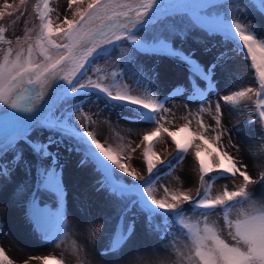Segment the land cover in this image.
<instances>
[{
  "label": "snow or ice",
  "instance_id": "6c2138e0",
  "mask_svg": "<svg viewBox=\"0 0 264 264\" xmlns=\"http://www.w3.org/2000/svg\"><path fill=\"white\" fill-rule=\"evenodd\" d=\"M24 4L25 0H19V5ZM19 5L4 0L0 17L5 12L12 16L19 10ZM241 7L246 8L248 13L238 18ZM68 9L72 10L71 18L65 15L61 23L54 24L51 19L54 9L50 7V0H37L34 10L39 25L35 37L25 34L26 48L18 37L16 49H0V114L11 116L13 122L21 114H27L31 119L29 126L22 130V135L14 130L0 144V158L10 157L9 164H0V179L11 177L21 165L25 166L26 173H31V163L25 160L22 152L17 151L18 142L26 143L38 161L36 193L43 190L52 194L56 201L50 208L46 204L41 206L36 194L27 200V215L35 230L43 239H51L53 243L66 234L63 211L65 192L62 174L57 170L59 152L51 151V147L62 146L68 141L67 150L81 156V166H89L96 171L100 177V189L123 204L121 222L109 242V252L122 249L134 232V224L125 226V217L142 214L149 228L158 218L164 219L165 228L170 226L169 222L176 226L178 237L173 238L172 232H165L166 240L172 238L171 249L176 257L171 264H264V193L262 198L257 199L256 189L250 187L264 185V171L254 179L247 171V164L238 162L228 151L220 150L223 148L221 138L227 130L217 131L222 116L219 102L215 104L213 116L214 135L211 138L204 135L210 125L204 124L202 118H198L200 131L189 132L193 140L202 141L196 145L197 149L204 145L211 147L209 139L218 145L208 153L219 158L216 160L214 157L215 169L212 163L206 164L200 159L201 152L197 151L201 187L197 189L196 196L179 190L169 194L167 188L163 198L157 199L154 195L152 177L158 169L152 159L156 156L152 150L153 138L161 132L167 133L178 152H187L191 141L181 144L175 139L177 133L160 123L165 117L160 115L157 118L158 114L169 109L156 94L155 82L159 73L156 68H142L133 59L146 54L179 60L187 68L192 93L203 103L208 89L201 88L198 81L213 86L217 70H227L228 61L232 58L230 53L244 54L255 70L258 89L250 87L235 91L221 99L230 105H237L249 93H254L258 114L256 122L264 126V34L256 25L246 22L247 14L253 11L264 14V0H68ZM150 29V34L146 36ZM193 31H202L207 37L219 36L225 45L232 47L220 52L205 68L195 58L194 52L186 54L175 46L177 39L184 42ZM5 32V27L0 26V44L11 45L12 41L5 38ZM121 43H126L131 49L120 58L127 67L122 73L113 72L112 75L121 79L131 76L142 90V95L130 94L126 85L120 88L115 81L105 85L101 83L103 77L97 81L89 77L87 82H82L88 68ZM112 87H116L115 93ZM81 94L85 97L96 95L98 99L102 97L115 107H128L134 119L156 124L153 131L143 136L147 178L138 177L130 171L121 163L122 157L114 154L111 147L105 148L92 131H81L76 126L73 117L79 111L77 101ZM49 100L52 103L45 107ZM64 104H68L70 110L57 116L56 112ZM199 111L211 113L212 109L201 108ZM189 123L183 124L179 131H188ZM36 129L52 134L46 142H34L29 133ZM163 163L160 161L161 165ZM215 170H219L218 178L235 179L239 176L242 182L235 190L230 191L225 186L212 196L213 178L209 174ZM120 174L131 177V181H125ZM137 180L142 183H137ZM186 204L192 208V217L187 215ZM219 219L223 220V228L227 229L232 243L222 235V229L218 227ZM53 221L56 224L54 233L49 227ZM100 231V228L96 229V232ZM177 238L184 239L183 249L177 245ZM30 259L40 260L43 264H63L55 256ZM0 264H12L3 248H0Z\"/></svg>",
  "mask_w": 264,
  "mask_h": 264
},
{
  "label": "rangeland",
  "instance_id": "374dc122",
  "mask_svg": "<svg viewBox=\"0 0 264 264\" xmlns=\"http://www.w3.org/2000/svg\"><path fill=\"white\" fill-rule=\"evenodd\" d=\"M3 3L4 0H0V7ZM8 3L19 5V0H8ZM36 3L37 0H25V4L19 5V10L12 16L5 12V15L0 17V26L6 29L5 38L12 41L11 45L0 44V49L8 47L16 49L18 37L21 38L20 43L26 48L27 44L24 43L25 34L35 37L39 25L34 10ZM50 7L54 9L51 13L54 24L61 23L65 15L71 18L72 10L68 9V0H50ZM246 13H248V10L241 7L237 17L244 16ZM246 22L256 25L257 29L264 34V14L253 11L247 14ZM150 32L151 29L145 35H149ZM175 46L181 48L186 54L194 52L195 58L200 60L205 68H207L208 62H211L220 52L232 47L230 44L225 45L219 36L207 37L202 31L191 32L184 42L177 39ZM206 48L209 50L205 51ZM129 51L131 49L126 43H121L114 50L110 49L107 56L98 58L88 68L82 82H87L89 77L93 81L103 77L101 83L105 85H111L115 81L116 86L120 88L126 85L130 94L142 95V90L138 88L135 79L131 76L121 79L112 75L113 72L122 73L127 67L124 60L120 58L124 56L125 52ZM230 55L232 58L228 61L227 70H217L213 77V86H209L204 81H198L201 88L208 89L207 98L203 103L200 102L197 95L192 93L187 68L179 60L146 54L133 57L142 68H156L159 73L155 82L156 94L164 106L169 109L166 113L161 112L158 114L157 118L160 115L165 117L160 123L169 131L176 132L175 139L179 140L181 144L191 141V146L188 147L187 152H178L173 139L167 133L161 132L153 138L152 150L156 155H159L160 151L166 150V147L168 149L174 148L168 158L162 155L158 161L155 156L152 157L158 169L152 177L154 195L157 199L166 195L165 188L169 190V194L172 191H182L185 188L180 180L188 163H190V173L198 180L199 188L201 187L199 160L195 155L197 151L201 152L200 159H203L206 164L212 163L215 169V154L210 156L208 153L211 152V148H217L218 145L213 144L209 139L211 147L204 145L203 148L197 149L196 145L201 144L202 141L193 140L189 136V132L200 131L198 118H202L204 124L210 125L204 133L206 137L210 138L211 135H214L211 126L214 122L215 104L217 102L221 104L222 113L229 107L221 97L250 87L258 89L259 85L255 70L250 67V59H245L244 54L230 53ZM111 90L115 93L116 87H112ZM255 100L254 93H249L246 98L240 101L242 103L238 105L236 114L234 115V112L231 111L234 115L232 116L233 120L231 117L233 125L240 126L235 130L242 133L244 128L249 129L245 132V136L242 135L243 143L240 141H232L231 143L222 136L221 144L223 148L220 150H227L238 162H243L248 166L247 161L250 159L264 166V126L256 122L258 114L255 111ZM50 103H52L51 100L47 101L45 107ZM77 103L80 104V108L73 117L76 126L81 131H92L105 148L111 147L114 154L122 157L121 163L128 167L130 171H134L138 177L147 178L149 174L143 161L145 146L143 136L153 131L156 124L138 121L133 118V114L128 107H115L111 102L106 103L102 97L98 99L96 95L85 97L81 94ZM209 107L212 109L211 113L199 111L201 108ZM69 110V105L64 104L63 108L56 112V115H64ZM242 114L245 117L243 124L238 123L235 117L242 116ZM76 116L79 119H75ZM189 121V130L180 132L179 128ZM30 123L31 120L23 125L2 129L0 131V144L14 130L17 131V134L22 135V130L27 128ZM51 134L43 129H36L29 133L34 142H46ZM18 144L17 151L22 152L25 160L32 165L31 173H26L25 166L21 165L12 173L11 177L0 179V218L6 215L8 220L7 224L0 226V248L4 249L5 255L12 261V264H26L31 260L30 257L36 256H55L63 261V264H157L161 261L163 264H171L176 259L171 249L172 238L165 239L166 231L172 232L173 238L179 236V233L175 230L176 226L169 222L170 226L165 228L164 219L158 218L153 220V226L149 228L146 224V218L142 214H129L125 217V226L134 224V232L122 249L115 253L108 251L109 242L116 232L110 229V225L116 214H118L119 219L121 218L123 204L110 196L107 191L100 189L98 185L100 177L92 167L81 166V156L76 152L67 150L68 141H65L62 146L52 145L51 147V151L59 152V167L57 170L62 174L65 192L63 211L66 220V234L55 243L51 242V239H43L28 218L27 200L31 199L32 194H36L41 201V206L46 204L50 208H53L56 201L54 196L48 192L41 190L36 193L38 161L28 144L20 142ZM204 149H207V151ZM241 153L248 156L245 157L246 160L243 159ZM215 159L218 160L219 158L215 157ZM135 160H139V162ZM160 161L164 162L163 165L160 164ZM9 162L10 157L0 158V164L7 165ZM45 163L47 164L49 161H45ZM136 163H139L140 166H137ZM224 163L227 164V161H224ZM136 166L140 167V171L136 169ZM218 171L215 170L209 174L213 178L211 180L213 184L212 196L222 191L225 186L230 191L235 190L242 182V178L239 176L235 179L218 178ZM261 171H264V168ZM260 172L253 171L252 174L250 172L249 174L257 179ZM120 175L123 176L125 181H131L132 179L124 174ZM207 179L208 177H206ZM136 182L142 183L140 180ZM258 186L264 187L260 184ZM260 189L262 192L259 190H256V192L261 195L264 193V188ZM184 207L187 215L192 217L191 206L186 204ZM22 226H26L27 231H31V233L23 231ZM49 227L54 233L55 222L53 221ZM218 227L222 229L224 238L232 243L227 235V229L223 228L222 219L218 220ZM97 228H100L101 231L96 232ZM176 243L183 249L184 239L177 238ZM10 245L15 246L16 249L9 251ZM41 264H43L42 261Z\"/></svg>",
  "mask_w": 264,
  "mask_h": 264
},
{
  "label": "bare ground",
  "instance_id": "6f19581e",
  "mask_svg": "<svg viewBox=\"0 0 264 264\" xmlns=\"http://www.w3.org/2000/svg\"><path fill=\"white\" fill-rule=\"evenodd\" d=\"M241 103L242 102H240L237 105H230L229 103H227L229 105V107L222 113V116H221V125H220V128L217 129V131L227 130V133L225 135H223V136L228 141H230L231 143H232V141H240V142L243 143V137H242V135L245 136V134H246L245 132L247 130H249L248 128H244V132L240 133L239 131L235 130V128L240 127V126L233 125V121H232L233 120V117L232 116H234L236 114L237 107ZM231 111L234 112V115H233V113ZM231 117H232V120H231ZM235 117H236L238 123L243 124V122L245 121V117H244L243 114H242V116H235ZM29 120H31V119L28 117L27 114H21L15 120V122H13V119H12L11 116H5L3 114H0V131L2 129H4V128H9L10 126L23 125L26 122H28ZM213 128H215V121L213 122V126H211V129H213ZM238 134L241 135V136H239ZM211 137H212V135H211ZM173 149L174 148L168 149V147H166V150L160 151L159 155H156L155 156V159L159 161V159L161 158L162 155H165L166 158H168L171 155V153L173 152ZM241 155L243 156V159L244 160H246L245 157H248L246 154H242L241 153ZM250 160L247 161L248 164H249L247 171H249L251 174H252L253 171L260 172V170L264 168V166L263 165H260V163L254 162L252 159H250ZM135 161L136 162H139V160H135ZM136 164H138L137 166H140L139 163H136ZM137 166H136V169L138 171H140L139 170L140 167H137ZM189 168H190V163L187 164L185 170L183 171V173L181 175V180L180 181H181V183H183V187H185L184 189H182V191L187 192L191 196H195V194L197 192V189L199 188V182L195 178V176H193L190 173ZM253 187L256 190H259V191H261L260 188H264L263 186H258V185H255ZM187 189H189V190L187 191ZM256 198L257 199H260L262 197H261V195L259 193L256 192ZM118 221L121 222V218L119 219L118 214H116L115 217L112 219V224L110 225V229H113V230L116 231V229L118 227ZM7 222H8V220H7V216L6 215H4V216H2L0 218V226L3 225V224H7ZM22 230L25 231L26 233H29V234L31 233V231H27L26 226H22ZM15 249L16 248L13 245H10V247L8 248L9 251H12V250H15ZM17 252H18V250H17ZM61 252H62V254H64L63 251H61ZM26 264H41V261L40 260L31 259L30 261L26 262Z\"/></svg>",
  "mask_w": 264,
  "mask_h": 264
}]
</instances>
